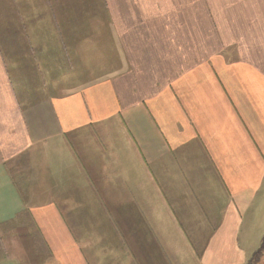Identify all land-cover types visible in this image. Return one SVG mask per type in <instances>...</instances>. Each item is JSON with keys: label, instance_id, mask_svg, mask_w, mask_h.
Masks as SVG:
<instances>
[{"label": "crops", "instance_id": "0c3cea01", "mask_svg": "<svg viewBox=\"0 0 264 264\" xmlns=\"http://www.w3.org/2000/svg\"><path fill=\"white\" fill-rule=\"evenodd\" d=\"M33 2L0 3L16 46L0 48V234L16 237L0 264L31 249L89 264L76 231L132 218L141 262L109 236L102 264L119 247L130 264L253 263L240 235L264 232V0H90L84 16Z\"/></svg>", "mask_w": 264, "mask_h": 264}, {"label": "rangeland", "instance_id": "374dc122", "mask_svg": "<svg viewBox=\"0 0 264 264\" xmlns=\"http://www.w3.org/2000/svg\"><path fill=\"white\" fill-rule=\"evenodd\" d=\"M13 1H15V0H0V3L1 2L2 3H10ZM19 1H21V0H19ZM85 1L89 2L90 0H65L64 6H66V7H68V6L77 7L78 5L81 4L82 15L84 16L85 11L86 10L88 11V9H89L88 7H86ZM32 2L34 4L38 3V5L40 7L43 6V8H45V7L47 8L48 2H49V5L51 4V7H52L55 0L54 1L53 0H30V10H32V6H33ZM0 10H5L7 12L6 13L7 17L10 19L9 14H10V12H13V11H11V8L2 7ZM53 12H55V13H54V16L50 18V26H49L51 33L54 31V28H56L57 21H58L57 20V12L55 10H53ZM31 15L33 18L37 17V14L32 13ZM22 19L23 20L21 22H18V23L25 24L26 18L23 17ZM2 22H3L2 28L4 30H7V32H8V28L11 25L10 24L8 26L9 20L6 18H3ZM15 22L17 23V21H15ZM30 23H31V19H30L29 24ZM63 33H67V35H70V33H72V31H64ZM105 33H107L105 25L97 24L94 27V34L99 35V34H105ZM49 35H50V33H49ZM21 45H23V44H21ZM11 47H12V49L16 47L14 42H10L7 40V41H2L0 43V48L2 49L3 52H5V54H9V52H11V50H12ZM260 215L261 216L263 215V217H264V209ZM119 220H121V219L119 218ZM261 220L258 223H256L252 227V229H249L245 225L244 226V232L240 235V246H241V248H243L244 250H246L249 253V255H248L249 259H251L253 257L255 258V261L253 263L251 261L250 264H255L256 261L261 256H263V258H264V252H263L264 251V232L261 233L260 228L257 227V225L261 222ZM67 221L69 222L70 225L71 224L73 226L75 225L73 223V222H75L74 219L69 218V219H67ZM77 221L80 222V220H77ZM116 221H118V220L115 219V222ZM36 232H38V231L36 229H34V233L32 234V240L35 241L36 248H38V244H37L38 242L43 247L42 237L40 236L39 233H36ZM114 232H115V234L112 233V235H111V236H113V239H111L112 241L109 239L110 243L123 242V243L128 244L130 246V248L132 249L131 251H133L134 254H137V259L141 262V249H136L135 247H137V245H134V243L138 242V241L141 243V223L138 221V219H135V218L130 219V224H129L128 229H125V228H122L121 226H119V227L114 228ZM86 236L88 237V234ZM98 236L93 235L92 239H88L87 237L84 236V234H81L78 230L76 231V237H77L78 241L80 242V244L83 248V251L85 252V254L87 256L89 264H102L101 257L99 256V254L101 255L102 252L95 245H96V243H102V239L108 238L110 235L109 234H107V235L102 234V235H98ZM11 238L13 240V238L15 239L16 237H14L13 235H5V234L1 235L0 234V241L1 240L3 241L4 239L10 241ZM115 241H117V242H115ZM260 248H261V250H260ZM118 250H121V248L119 247ZM118 250H114V251L111 249L109 250V252H108L109 263L130 264L128 262V260H129L128 256H126L122 250L121 251H118ZM45 254H47V252L43 250L41 252V255H45ZM2 256H3V258L6 257L4 252L2 253ZM28 260H29L30 264H38L39 260H42V257H41V259L39 257L38 249H35L33 252H32V249L29 251ZM2 264H4V263H2ZM43 264H52V261H51V259H47L46 262Z\"/></svg>", "mask_w": 264, "mask_h": 264}, {"label": "trees", "instance_id": "16d2710c", "mask_svg": "<svg viewBox=\"0 0 264 264\" xmlns=\"http://www.w3.org/2000/svg\"><path fill=\"white\" fill-rule=\"evenodd\" d=\"M258 255V254H257Z\"/></svg>", "mask_w": 264, "mask_h": 264}]
</instances>
